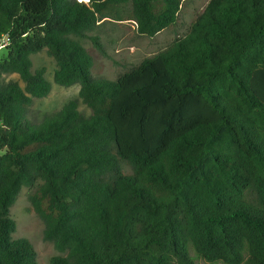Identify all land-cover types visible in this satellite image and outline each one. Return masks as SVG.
Listing matches in <instances>:
<instances>
[{
	"label": "trees",
	"instance_id": "trees-1",
	"mask_svg": "<svg viewBox=\"0 0 264 264\" xmlns=\"http://www.w3.org/2000/svg\"><path fill=\"white\" fill-rule=\"evenodd\" d=\"M184 1L0 0V264H38L9 216L22 187L49 264H264V0H209L114 80L79 41L106 17L152 38ZM43 50L78 96L28 125L51 91Z\"/></svg>",
	"mask_w": 264,
	"mask_h": 264
},
{
	"label": "rangeland",
	"instance_id": "rangeland-1",
	"mask_svg": "<svg viewBox=\"0 0 264 264\" xmlns=\"http://www.w3.org/2000/svg\"><path fill=\"white\" fill-rule=\"evenodd\" d=\"M208 2L209 0H185L176 25L160 31L152 38L137 34L136 26L131 21H118L111 17L100 20L97 26L87 33V37L79 39L93 57L91 68L93 78L114 80L122 72L164 50L177 38L187 33L192 20L204 10ZM92 37L97 38L99 47L94 45ZM5 53V49L0 45V59L5 56ZM31 60L33 69L39 67L46 69V78L51 83V91L46 97L33 99L27 111L28 125H34L45 116L58 111L68 100L78 96L79 89L77 84L64 87L54 82L55 61L46 50L31 55ZM3 78L19 81L16 74H5ZM79 109L83 114H89V109L81 102ZM124 171L130 173V166L125 165ZM32 190L28 187L21 188L10 207L9 216L16 222L14 237L27 238L36 251L38 264H49L52 256L61 253L54 248L51 241L44 239V223L33 211L28 200ZM195 262L207 264L196 259Z\"/></svg>",
	"mask_w": 264,
	"mask_h": 264
},
{
	"label": "built area",
	"instance_id": "built-area-1",
	"mask_svg": "<svg viewBox=\"0 0 264 264\" xmlns=\"http://www.w3.org/2000/svg\"><path fill=\"white\" fill-rule=\"evenodd\" d=\"M77 1L84 2V3H88L89 2V0H77Z\"/></svg>",
	"mask_w": 264,
	"mask_h": 264
}]
</instances>
